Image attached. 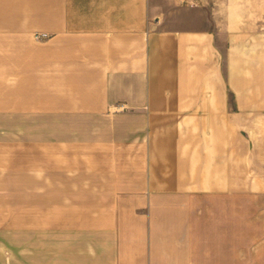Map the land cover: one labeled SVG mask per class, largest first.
<instances>
[{"label": "crops", "instance_id": "obj_1", "mask_svg": "<svg viewBox=\"0 0 264 264\" xmlns=\"http://www.w3.org/2000/svg\"><path fill=\"white\" fill-rule=\"evenodd\" d=\"M0 264H264V0H0Z\"/></svg>", "mask_w": 264, "mask_h": 264}, {"label": "built area", "instance_id": "obj_2", "mask_svg": "<svg viewBox=\"0 0 264 264\" xmlns=\"http://www.w3.org/2000/svg\"><path fill=\"white\" fill-rule=\"evenodd\" d=\"M48 35L46 33H35V38L39 41L46 39Z\"/></svg>", "mask_w": 264, "mask_h": 264}, {"label": "rangeland", "instance_id": "obj_3", "mask_svg": "<svg viewBox=\"0 0 264 264\" xmlns=\"http://www.w3.org/2000/svg\"><path fill=\"white\" fill-rule=\"evenodd\" d=\"M204 125L202 124H198V129H197V132L198 133H201V132H204ZM201 140L199 139V144H200Z\"/></svg>", "mask_w": 264, "mask_h": 264}]
</instances>
